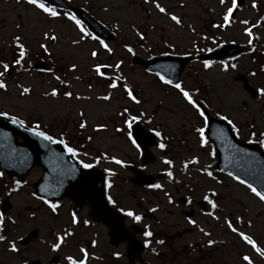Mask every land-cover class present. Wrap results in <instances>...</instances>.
<instances>
[{
  "label": "rangeland",
  "instance_id": "rangeland-1",
  "mask_svg": "<svg viewBox=\"0 0 264 264\" xmlns=\"http://www.w3.org/2000/svg\"><path fill=\"white\" fill-rule=\"evenodd\" d=\"M70 1L111 32L113 40L105 42L111 53L100 48L98 40L90 38L73 45L72 41L78 39L80 33L60 12L59 18H50L26 4L25 0H0V64H9V70H12L10 75L4 73L0 77L6 85L5 90H0V112L16 116L26 126L40 124L55 139L61 134L65 139L69 138L75 144L74 148L80 146L79 153L83 151L78 159L93 163L108 174L111 187L107 194L116 201L117 207L140 215V227L145 231L147 226L152 233L150 238H143L149 244L141 256L145 264H244L240 259L242 255H248L252 264H264V258L243 244L224 224L227 217L239 231L251 236L264 250V203L231 177H216L213 148L209 142L201 148L199 136L193 131L194 127L205 130L206 123L194 114L174 88L162 84L156 76L131 63L132 55L151 59L163 53L174 56L195 54L197 49L206 45L213 46V49L216 47L210 44L213 39L240 44H246L251 39L256 41L252 43L255 49L264 51V20L258 15L264 17V0H244L240 8L233 9L229 24L223 27H220L223 25L222 17L231 7V0H225L224 4L220 0H155L165 8V13L157 11L152 0L148 3L144 0ZM253 3L256 9L252 7ZM170 15L177 16L181 23L177 25L170 20ZM242 21H247V24ZM246 28L253 32V36L245 34ZM255 28L259 31L256 37ZM45 32L57 39H45ZM137 32L143 35V40L136 35ZM16 36L21 38L20 43L27 51L20 65L13 64L19 51L14 43ZM40 44L46 46L47 53L39 47ZM125 46L131 47L133 52L128 53ZM92 50L98 53L95 59L90 55ZM37 61L45 62L52 71L32 69ZM117 61L121 62L120 68H103L106 72L104 77L91 70L93 65H115ZM73 64L76 69L69 72ZM232 64L236 68H228L225 72L221 71V65L204 69L203 64L193 61L185 67L179 83L193 93L195 100L204 101L211 115L225 116L227 122L231 120L238 129L235 134L241 141L247 142L251 137L253 143H259V133L264 132V96L258 93L256 99L251 100L233 77L242 73L255 90L264 89V72L261 69L264 55H243ZM0 71H3L2 67ZM117 74L121 77L118 87L109 89L108 83ZM56 76L60 80L55 79ZM125 84L140 100L139 104L128 100L123 92ZM23 88L30 91L21 96ZM53 88L57 90V96H46L45 93H51ZM64 92H71L72 96L65 97ZM104 95H110V99L104 101L97 98ZM124 108L133 115L143 112L145 115L139 123L146 130L154 128L161 132L162 138H158V143H164L165 149L153 148L156 160L141 166L146 174L165 176L164 180L156 183L161 185L159 189L132 186L129 183L131 175L124 166L111 161L115 157L123 165L140 166L141 151L132 147L126 135L115 131L123 127L122 119L126 117L122 118L118 113ZM149 119L151 123L144 122ZM81 120L85 122L83 129L79 127ZM101 125L102 130L94 131ZM252 133L256 135L253 137ZM98 157L99 162H96ZM192 157H196L199 163L184 168L183 165ZM164 159L172 161L171 168L163 163ZM205 168L212 172L215 179L204 174ZM168 171L172 172L171 179L165 175ZM40 173L39 168L33 169L22 186L14 187L0 171V200L7 197L12 206L0 222V226L8 231V242L0 245V264H25L31 259L47 264L51 256L48 245L54 241L51 239L56 225L58 229L66 225L71 227L67 216L71 210L69 201L59 203L58 219H51L50 208L33 194L32 184ZM174 189L190 201L188 206L176 203L178 194L174 193ZM165 193L168 195L165 196ZM205 194L217 205L213 215H208L212 210L202 212L198 207V202L205 201ZM150 208L156 211L150 212ZM191 208L195 211L192 218L194 225L182 215V210ZM213 216L218 219L214 220ZM237 216L241 218L240 223H236ZM131 222L134 221L130 219L127 224ZM33 228L39 230V239L26 248L20 247L18 241ZM200 229L210 235L205 236ZM95 232L98 233L97 251L103 259L96 264H125L123 258H112L114 253H119V256L124 253L122 246L110 247L105 229L96 228ZM139 239L142 240L141 237ZM209 239L215 241L212 247L206 245ZM12 244L17 252H11L7 247ZM69 245L73 246V241Z\"/></svg>",
  "mask_w": 264,
  "mask_h": 264
},
{
  "label": "water",
  "instance_id": "water-1",
  "mask_svg": "<svg viewBox=\"0 0 264 264\" xmlns=\"http://www.w3.org/2000/svg\"><path fill=\"white\" fill-rule=\"evenodd\" d=\"M55 6L71 9L88 27L99 37L109 39L106 30L97 22L85 15L81 10L68 6L63 0H45ZM242 51L238 46H226L219 51L201 56L199 59L223 58L233 56ZM190 58L176 59L163 58L144 62L134 57V63L144 66L151 71L163 75L166 79L176 82ZM35 68H46L44 64H36ZM238 80L244 82V89L250 92L251 97L256 96L254 90L249 87L244 77ZM133 135L141 149L143 150V163L154 161V157L148 150L155 144L154 136L144 131L140 126H135ZM208 138L214 143L217 151V168L231 172L237 177L251 183L264 191V154L256 146H248L238 142L232 135L229 127L221 122L211 119L210 126L206 132ZM18 137L23 139L22 143L16 141ZM0 166L11 180L22 181L23 177L33 166L42 168L43 173L37 183L33 185L35 193L44 199H62L68 197L74 203V210H80L85 199H89L91 213L95 221L103 222L110 229V237L114 244L124 240L130 241L126 258L132 263L142 250L141 245L134 239H129L122 229V221L115 212L106 208L103 196V175L97 170L83 171L71 160L70 156L64 152L57 144H47V142L29 134L17 124L9 120L0 118ZM75 167L74 174L69 175L67 170ZM137 180L136 183L147 185L153 183V176H146L141 171L128 167ZM46 191L41 192V188ZM55 193V195L51 193ZM9 209L6 201L3 202L2 212L5 214ZM190 217V214L188 215ZM38 236L35 229L29 233L20 244L26 245ZM30 264H38L31 262Z\"/></svg>",
  "mask_w": 264,
  "mask_h": 264
},
{
  "label": "snow or ice",
  "instance_id": "snow-or-ice-1",
  "mask_svg": "<svg viewBox=\"0 0 264 264\" xmlns=\"http://www.w3.org/2000/svg\"><path fill=\"white\" fill-rule=\"evenodd\" d=\"M145 3H148L149 0H144ZM153 4L155 5V8L157 9V11H159L160 13H165V8L161 7L158 3H155V0H152ZM225 0H220L221 4H224ZM25 3L33 6L36 10H38L40 13L44 14L46 17H50V18H59L60 17V13L51 6L50 3H46L45 0H25ZM237 6V0H231V7L227 8V11L225 12V14L223 15L222 19H223V25H220V27L226 26L229 24L230 22V16L233 12V9L236 8ZM252 7L255 8L256 4L253 3ZM106 10V9H105ZM64 18H66L68 21H71L75 28L78 30V32L80 33L79 38L76 40L72 41L73 45H78L80 44L82 41H84L86 38H90L92 40H98L99 43V47L102 48L103 50H105L108 53H111V49L108 47V45L105 43L104 40L99 39L97 36L92 35L91 32L88 31L87 28H85L81 21L79 19H77L76 16L72 15L70 12H64L63 13ZM170 20H172L173 22H175L177 25H179L181 23V21L177 18V16L175 15H170L169 16ZM262 20H264V17L261 18ZM242 23L247 24V21H242ZM19 27V25L17 26ZM213 27H217V25H213ZM245 32L250 36L251 33L249 32V30L246 28ZM137 36H139V38L141 40L144 39L143 35L139 32L136 33ZM44 38L47 40H51V41H55L57 39V37L55 35H48L47 32L44 33ZM20 37L16 36L14 37V43H15V47L19 50L16 59L13 61L14 65H20L21 61L25 58V56L27 55V51L26 48L23 44L20 43ZM249 44L252 43L251 39H249ZM41 49H43L46 53H47V48L44 44H40L39 46ZM126 47V51L128 53H132L133 49L131 47ZM168 47H171V45H168ZM208 51H211V49H208ZM90 55L93 59H95L98 56L97 51L92 50L90 52ZM163 55H168V53H163ZM203 63V68L204 69H209L211 67V62L209 60H204L202 61ZM221 65V71H227L229 67L235 69L236 65L235 64H227L225 61H220L219 62ZM121 66V62L117 61L115 63V65H101V64H96L93 65L92 67V71L100 77H104L105 74L102 71L103 68L106 67H112L114 68V70H118ZM0 67L3 68V71H0V77H2L4 75V73H7L9 71V64L7 63H3L0 64ZM76 69V65L73 64L68 71L72 72L75 71ZM264 70V69H262ZM49 72H51V69H48ZM250 75H255V73H250ZM157 76L160 80V82L164 85H169L170 87L174 88L182 97L183 101H185L187 103V105H189L193 110H194V114L199 117L202 121H204V123H207V117L205 114V111L203 110L204 105V101H197L193 98V93H190L189 91L185 90L184 87L182 86L181 83H175L170 79H166L163 75H160L159 73H157ZM55 79L60 80L59 76H56ZM121 79L120 75L117 74L115 78L111 79L110 83H108L107 87L109 89H116L118 87V81ZM6 89V85L3 81H0V90H5ZM29 89L28 88H23V90L21 91L20 95L23 96L27 93H29ZM261 96H264V89H257L256 90ZM123 92L127 95L128 100L132 101V103L134 104H139L140 100L137 99L136 95L134 94V92L128 87L127 84L124 85L123 87ZM57 90L55 88L52 89L51 93H45V95H51L52 97H56L57 96ZM63 95L65 97H71L72 93L71 92H64ZM77 99H81V97L77 96ZM98 99L104 100V101H108L110 99V95H104V96H100L97 97ZM81 116H83V113H80ZM118 115H120L122 118V124L123 127L120 128H116L115 131L118 133H123L124 135H126L127 140L131 143L132 147L135 148L137 151L140 150V146L139 144H137L136 139H134V135L133 132L131 131L133 128L134 124H137L139 122H141L142 118L144 117V113L140 112L138 115H133L129 113V110L127 108H124L122 110V112L118 113ZM0 116L5 117L6 119H8L11 123L13 124H17L20 127L24 128V130L26 132H28L29 134L39 138L42 141L47 142V144H58L61 145L64 149V152L66 154H68L74 161L75 165H78L79 168L82 169H92L94 168V164L93 163H86L81 159H78V157L81 155V153H79L77 151L76 148L71 147L68 145V143L65 141L63 135L61 134V136L58 139H55L52 135L46 133L45 131L41 130V125L40 124H33L31 127H27L24 123L23 120L18 119L16 116H10L8 115V113L6 112H0ZM221 120H225L226 117L225 116H220L219 117ZM145 123H151V120H146L144 121ZM228 123L232 125V132L233 133H238V129L236 128V126L232 123L231 120H228ZM79 127L81 129H83L85 127V122L83 120L80 121L79 123ZM103 129V126H97L96 129H94V131H100ZM150 132L153 133L154 136H156L157 138H162L161 137V132L155 130L154 128H150L149 129ZM193 131L198 134L199 136V140L198 143L200 145L201 148L206 147L207 141L205 139V135H204V128L203 127H194ZM256 135V133H252V136L254 137ZM259 136L261 137V139L258 141L259 142V146L261 148H264V132L259 133ZM91 139V137H89V140ZM248 143L251 144L253 143L252 138L250 137L248 140ZM156 147L159 148L160 150H164L166 145L164 143H157ZM209 155H212V153H208ZM84 156H87V153H83ZM105 159H107V157H105ZM111 161L117 165H120L121 167H123V163L121 160L116 159L115 157L111 158ZM99 162V157L97 158V161ZM163 163L165 165H167L169 168L172 167V161L169 159H164ZM199 161L196 157H192L191 159H189L184 165V168H187L189 165H194V164H198ZM76 171L75 167H70L68 168L67 172L69 175L74 174ZM106 172H108L110 175L112 173L109 172L108 169H105ZM197 171H201V169H197ZM204 174H206L208 177H211L212 179H215V177L213 176L212 172L208 171L207 168L203 169ZM165 175H167L169 177V179L172 178V172L168 171L165 173ZM228 175L231 177L232 180L237 181L239 184L244 185L255 197H257L259 199V201L261 203H264V191H258L256 187H253V185L251 183H246L245 180L243 179H239L237 176L232 175L231 172L228 173ZM217 183H219V181H217ZM17 187H19V184H17ZM111 187V184L109 183V181L107 179L104 180V190H105V199L107 200V204L108 205H112L113 207H116V202L113 200V198L107 194V190ZM149 188L152 189H159L161 188L160 184H150L148 185ZM12 191H15V189H12ZM41 192L46 191L45 188H41L40 189ZM53 195H55V193H51ZM35 195V194H34ZM168 193H165V196H167ZM212 195H215V193H212ZM36 199H42L41 197L37 196ZM203 199L211 206L212 209H216L217 205L211 200L209 199V196L207 194L204 195ZM169 203H171V199L169 198ZM43 203L45 205H47L53 212L56 211V209L59 207L58 204L56 203H50L48 200H43ZM190 203V201H189ZM116 211L120 212L122 215L129 217L132 221L134 222H140L142 217L140 215L135 214L132 210H124L122 208H116ZM150 212H155L156 209L155 208H150L149 209ZM208 215H213L212 213H208ZM213 219H218V217L213 216ZM3 217H0V222H2ZM241 218L239 216L236 217V223H240ZM77 217L75 214L72 215V219H71V223L73 225L77 224ZM14 223V221H13ZM189 224H195V221L189 219L188 220ZM84 224L87 225L88 221H84ZM224 224L227 226V228L233 233L235 234L236 237L239 238V240L245 244L250 246V248L257 254L259 255L261 258H264V250H262L257 243L253 240V238L247 234H245L244 232L239 231L234 224L227 218L225 217L224 219ZM249 227H251V223L249 222ZM201 232H203V234L205 236L210 235L208 232H204L203 229H200ZM72 235L71 232H66L65 236H70ZM152 235V233L150 231L147 230V226L145 231L143 232V236L144 237H150ZM64 237L57 235L56 236V242L53 243L51 245L52 251H56L59 246L60 243L63 241ZM4 240V237L2 235H0V241ZM95 241H92L93 246H95ZM157 243L162 244L163 241H157ZM215 243V241L209 239L207 241L208 246H212ZM149 246L147 239L144 242V247L147 248ZM9 250L11 252H17L18 249L16 248V246L14 244L10 245ZM80 253L83 254V256L86 258L87 257V253L85 251L84 248H81ZM114 256H119V253H114ZM66 259L68 260V264H86V260L84 258L81 259H73L71 256L66 257ZM241 261L244 262V264H252V260L250 259V257L248 255H242L240 257Z\"/></svg>",
  "mask_w": 264,
  "mask_h": 264
},
{
  "label": "flooded vegetation",
  "instance_id": "flooded-vegetation-1",
  "mask_svg": "<svg viewBox=\"0 0 264 264\" xmlns=\"http://www.w3.org/2000/svg\"><path fill=\"white\" fill-rule=\"evenodd\" d=\"M86 215V213H85ZM51 219H53L52 216H49ZM80 230H81V234L80 235H74L72 237V235L70 236H65V233L68 232L67 229H62L59 230L58 226L56 225V229H52L54 231H57L58 233L62 232L63 234H60V236L64 237L63 241L60 243L59 248L57 249L56 252L51 254V257L54 255H58L59 258L57 259V261L54 263L52 261V258H49L47 260V264H68L63 257L64 256H71L73 259H81L83 258V254L80 253V247H82V245L85 247V251H89L88 256L85 258L86 260V264H96L99 260H97L95 258V256L98 254L97 251V246H98V242H97V236L98 233L95 232L96 228H101L100 225L96 224H84V221L80 222ZM56 234L52 233V239L56 242ZM95 241V246H93L92 241ZM73 241V246L69 245V242ZM66 243V244H65ZM68 248H70L69 250H67ZM43 264V262H42Z\"/></svg>",
  "mask_w": 264,
  "mask_h": 264
}]
</instances>
